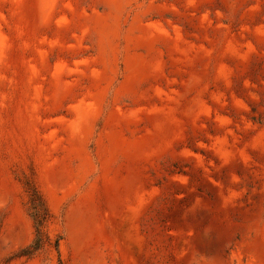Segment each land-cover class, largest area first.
Returning <instances> with one entry per match:
<instances>
[{
	"label": "rangeland",
	"instance_id": "rangeland-1",
	"mask_svg": "<svg viewBox=\"0 0 264 264\" xmlns=\"http://www.w3.org/2000/svg\"><path fill=\"white\" fill-rule=\"evenodd\" d=\"M0 264H264V0H0Z\"/></svg>",
	"mask_w": 264,
	"mask_h": 264
},
{
	"label": "trees",
	"instance_id": "trees-1",
	"mask_svg": "<svg viewBox=\"0 0 264 264\" xmlns=\"http://www.w3.org/2000/svg\"><path fill=\"white\" fill-rule=\"evenodd\" d=\"M30 202L32 205L33 213L31 214L32 220L34 221L35 229H36V239L33 244L26 248L24 251L26 254L24 256L32 255L34 252H37L42 244L44 243L42 236V226L48 221V209L45 205V202L42 196L39 194L37 190H33L30 195ZM59 248V240H57L56 250Z\"/></svg>",
	"mask_w": 264,
	"mask_h": 264
}]
</instances>
